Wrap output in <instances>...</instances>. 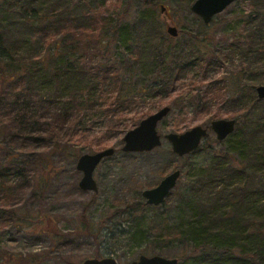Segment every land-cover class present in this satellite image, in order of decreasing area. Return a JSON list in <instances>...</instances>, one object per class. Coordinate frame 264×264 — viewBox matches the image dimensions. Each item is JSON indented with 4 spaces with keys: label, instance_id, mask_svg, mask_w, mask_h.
<instances>
[{
    "label": "trees",
    "instance_id": "1",
    "mask_svg": "<svg viewBox=\"0 0 264 264\" xmlns=\"http://www.w3.org/2000/svg\"><path fill=\"white\" fill-rule=\"evenodd\" d=\"M109 1L0 0V231L26 221L14 204L36 167L47 166L43 157L30 161L37 149L69 154L75 139L101 151L103 142L122 135L127 121L137 124L152 109L180 106L183 95L173 97L178 82L202 76L204 84L208 70L221 66L206 25L171 39L153 26L162 1L140 0L136 18L130 2L116 7L115 18L100 17ZM182 1L188 6L195 0ZM251 3V11L233 19L228 47L242 59L238 71L208 81L203 94L188 100L202 114L218 110L212 120L243 115L249 125L241 130L235 120L232 134L216 142L220 150L212 149L200 166L188 164L187 190L176 191L180 216L173 227L160 216L148 229L140 226L141 218L136 221L142 239L185 247L177 264H264V117L256 112L261 106L264 114V101L254 91L264 84V0ZM76 5L89 11H74ZM143 98L153 99L151 110L128 118ZM98 124L104 131L90 135L89 126ZM209 149L200 145L189 155ZM140 191L141 186L138 199ZM172 194L148 208L167 206ZM22 262L0 255V264L36 260Z\"/></svg>",
    "mask_w": 264,
    "mask_h": 264
},
{
    "label": "rangeland",
    "instance_id": "2",
    "mask_svg": "<svg viewBox=\"0 0 264 264\" xmlns=\"http://www.w3.org/2000/svg\"><path fill=\"white\" fill-rule=\"evenodd\" d=\"M156 1L162 3L158 5L153 15V26L161 29L165 35H167L166 27L172 25L179 33L195 32L200 29L201 20L190 11L193 3L186 6L182 0ZM128 2L133 8L131 15L136 18V13L141 10L140 0H110L106 5L109 10L104 11L100 17L112 15L115 18L116 7L126 6ZM161 5L166 7L164 14L160 12ZM73 9L79 13L89 11L81 5H76ZM251 9V0H237L223 13L216 15L213 23L206 25L214 38L211 49L216 52L215 62L222 61L221 66L218 70H208L203 80L204 84L201 83L202 76H197L193 81L186 79L178 82L176 84L178 90L173 97L182 94L181 105L171 109L156 127L161 138L168 133L187 132L193 127L207 128L208 134L200 145H206L210 148L209 151L201 150L199 153L177 158L169 142L163 139L160 147L152 152L124 153L121 151L124 144L122 137L141 122L134 124L127 121L126 130L122 135H113L110 140L103 142L107 146L101 147V151L113 148L114 154L103 159L94 171L93 176L98 191L90 193L79 189L78 183L82 175L76 170V162L81 155L99 153L100 150L94 147L95 149L90 151L88 144L75 139L71 142L73 146L72 149L70 147L69 154L49 147L37 149L36 156L29 157L30 161L36 163L43 157L48 161L47 166H37L32 174V182H28L23 188L24 192L17 196L14 206L19 213L25 215L27 222L19 221L24 224L0 231V255L5 258L14 257L20 262L23 261L22 263L28 262L29 259L36 260L34 264H82L86 259H106V257L112 258L117 264H130L137 261L140 255L167 259L181 257L185 251L181 243L177 241L159 243L152 238L160 244L158 248L155 246L158 244H153L151 237L147 240L142 239L141 232L136 233V221L141 218L140 226L148 229L150 222L156 220L155 216H160L167 220L169 229L173 227L176 218L180 216L176 211L177 194L187 190L186 177L190 171L188 164L192 163L190 167L200 166L207 161L206 158L209 157L212 149H221L216 143V136L210 128V123L214 120L234 119L232 114H223L220 119L212 120L211 114H216L218 110L211 109L212 112L209 114H202L192 108L188 100L191 96L196 98L203 94L208 81L226 80L236 74L242 59L233 55L228 47L234 38L232 32L236 27L233 19L239 13L247 14ZM21 31L19 29V32ZM189 84L194 85L192 91L186 89ZM170 101L171 99H167L163 102ZM151 103L153 99L143 98L142 105L132 110L127 117L140 116L151 110L148 106ZM260 110L261 106L257 107L256 112L260 113V117H264ZM152 111L151 115L158 109ZM244 118L242 115L235 119L241 130L249 125ZM92 127L93 129L89 130L90 135H99L104 131V124L89 126ZM259 128V132L264 134L262 131L264 127ZM174 171H180L181 174L177 188L171 191L173 194L169 198L168 205L159 207L156 211L146 207L140 193L156 187L161 179ZM140 186L141 198L138 199L136 190ZM136 202L139 206H143L133 208L132 205Z\"/></svg>",
    "mask_w": 264,
    "mask_h": 264
},
{
    "label": "water",
    "instance_id": "3",
    "mask_svg": "<svg viewBox=\"0 0 264 264\" xmlns=\"http://www.w3.org/2000/svg\"><path fill=\"white\" fill-rule=\"evenodd\" d=\"M237 0H195L191 5L190 11L193 15L200 18L203 25H209L216 15L223 13L227 7L231 6ZM166 9L160 6V12L165 13ZM166 33L169 38L173 39L178 36V30L173 25L166 27ZM254 91L256 97L260 101H264V84L256 86ZM170 112V107L154 112L141 121L133 130L128 131L123 137V147L121 151L129 154H145L154 151L160 147L161 141L167 140L170 144L173 154L178 157H184L198 150V147L208 134L207 128L202 126L193 127L187 132L181 134L168 133L162 138L158 134L157 125L165 119V116ZM236 121L231 120H214L210 123V128L218 142L226 140L235 129ZM114 150L105 149L99 153L84 154L76 162V170L81 173L82 177L78 183L79 189L84 192L96 193L98 186L94 180L93 173L105 158L112 157ZM180 171L169 173L161 179L157 186L141 192V197L144 199V205L158 207L163 205L164 200L174 190L177 181L180 177ZM178 259H167L159 256H144L140 255L137 261L130 264H177ZM82 264H117L112 258L106 259H86Z\"/></svg>",
    "mask_w": 264,
    "mask_h": 264
}]
</instances>
